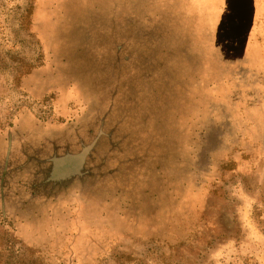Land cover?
<instances>
[{
	"label": "rangeland",
	"instance_id": "obj_1",
	"mask_svg": "<svg viewBox=\"0 0 264 264\" xmlns=\"http://www.w3.org/2000/svg\"><path fill=\"white\" fill-rule=\"evenodd\" d=\"M0 264H264V0H0Z\"/></svg>",
	"mask_w": 264,
	"mask_h": 264
}]
</instances>
